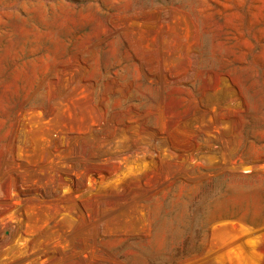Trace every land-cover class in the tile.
I'll return each mask as SVG.
<instances>
[{"label": "rangeland", "instance_id": "rangeland-1", "mask_svg": "<svg viewBox=\"0 0 264 264\" xmlns=\"http://www.w3.org/2000/svg\"><path fill=\"white\" fill-rule=\"evenodd\" d=\"M0 264H264V0H0Z\"/></svg>", "mask_w": 264, "mask_h": 264}]
</instances>
